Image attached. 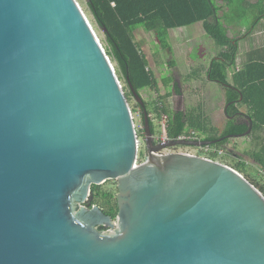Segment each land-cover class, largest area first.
I'll use <instances>...</instances> for the list:
<instances>
[{"label": "water", "instance_id": "obj_1", "mask_svg": "<svg viewBox=\"0 0 264 264\" xmlns=\"http://www.w3.org/2000/svg\"><path fill=\"white\" fill-rule=\"evenodd\" d=\"M131 90L141 165L123 86L77 0H0V264H264L263 195L217 162L158 156L218 141L157 145ZM108 182L116 221L87 206Z\"/></svg>", "mask_w": 264, "mask_h": 264}, {"label": "trees", "instance_id": "obj_2", "mask_svg": "<svg viewBox=\"0 0 264 264\" xmlns=\"http://www.w3.org/2000/svg\"><path fill=\"white\" fill-rule=\"evenodd\" d=\"M81 1L85 2L95 30L104 36V50L110 61L116 65V73L123 85L129 104L134 98L131 86L140 95L142 90H153L157 84L155 75L150 68L151 62L143 45L137 40L136 31L143 29L147 33H153L160 48L169 54V46L165 40L167 37L166 30L202 23L206 34L217 43L220 49L226 51L219 56V59L212 61L208 76L210 81L222 85L226 92L228 122L220 135L204 139L199 136V139L218 141L211 148L228 152L226 146L229 138L246 133L249 128L247 120L250 119L252 122L251 133L262 132L263 137L259 147L249 154L246 153L245 158L253 163L259 176L262 175V179L264 178V59L253 57V54L241 70L233 73V83L229 82L228 73L229 70L235 69L239 39L229 36L228 29L218 16L220 8L216 0ZM225 1L228 6L231 5V0ZM242 2V0L239 1V7ZM263 15L264 11L258 13L253 26ZM143 101L150 117L152 132L155 134L148 103L144 99ZM240 106L247 107L246 114L240 113ZM137 107L141 110L142 119H144L143 108L139 104L132 109V113ZM153 108L158 118H160L161 112L167 114V136L170 139H178L182 135L195 132L186 130L189 121L186 112L169 114L161 98L154 103ZM239 117L246 118V122L239 123L237 121ZM143 125L145 126L144 121ZM192 126L194 128V121ZM142 133L145 134V127L142 129ZM211 159L217 161L218 156L213 155ZM246 163V160L238 158L232 166H225L245 178L264 197V185L259 182L256 176L252 177L247 173ZM93 191L94 200L89 204V207L100 206L106 215L111 216L116 221L118 204L115 193L110 190H103L102 186H93ZM104 230L106 229L102 227L101 231Z\"/></svg>", "mask_w": 264, "mask_h": 264}, {"label": "rangeland", "instance_id": "obj_3", "mask_svg": "<svg viewBox=\"0 0 264 264\" xmlns=\"http://www.w3.org/2000/svg\"><path fill=\"white\" fill-rule=\"evenodd\" d=\"M239 1L240 0H231V5L229 6L230 14L228 17H226V20L229 23L228 25L230 27H232L233 25H239L236 23L234 24V22H242L243 24H241V26L235 28H238L239 30L241 28L250 30L255 24V19L258 13L264 11V3H259L257 6H255L254 10H252L250 8L241 9V7H239ZM77 2L79 5H81L87 16H89V19L92 23V19L90 15H88V10L85 2L81 0H77ZM139 31L145 35V40L147 41L148 45L151 44L150 48L144 50L148 58H150L151 60V58L154 57L157 62H159L160 64L162 63V65L160 66L162 70H159L158 74L160 75L161 73H163V79L165 78L163 83L165 85L164 90L167 92V95L160 96L164 106L170 110L180 109V101L182 99V104L184 105V108L186 110L185 112L189 120L186 130L195 131L194 133H196L200 137H205L204 133L196 127L193 128L192 122L197 118V112H201L202 110H207V114L209 116H211V113H213L211 119L214 118L215 121L211 120L210 122L209 119L210 127L213 126V129L215 131H223L225 122H223V118L222 120L217 118L216 109L221 106L223 102L225 103L226 92L222 85L217 82L210 81L207 77L209 58L213 57L214 55H219L221 49L210 36L204 34L205 32L202 23H197L188 27L166 30L167 37L165 38V40L169 46V54L160 48L158 40L154 34H149L143 29H138L136 31V35ZM97 34L104 48V36L98 32ZM242 34L244 35V33ZM230 35L234 36L232 31L230 32ZM154 41H156L157 43H155ZM253 41L254 40L251 37H248L246 42L242 44L240 43L239 54L242 53L244 48H254V45H252ZM169 62H172L171 67L168 66ZM111 64L116 70V65L112 62ZM169 70L172 71V73H168ZM168 74L169 76L167 77L166 75ZM174 82H178V88H175V91L172 88ZM150 92L152 93V95L151 93H148V89H144L140 92V95L142 99H144L148 103L149 111L151 112V116L153 118L155 133H157L159 130L160 118H158L157 114L154 113L153 108V105L156 102V96L152 91ZM173 95L175 97L173 99L170 98ZM137 104L138 103L136 102L135 98H133V101H131V103L129 104L131 110L135 108ZM225 104L227 105V103ZM226 105L225 108L227 107ZM168 112L171 113V111ZM132 114L138 135H141V145L138 161L139 164H143L148 159L147 149L144 141L145 134L143 135L142 133V129L145 127L143 125L144 119H142V113L138 107ZM250 136L251 135L248 134L244 137L229 138L228 145L226 146L228 152L221 151L222 153L219 154L217 162L222 165L232 166L237 162L238 158H242L247 162V173L252 177L256 176L259 182L264 185V178L262 179V175L259 176V173L253 163L249 161V159L245 158V152L255 151L261 143L260 139H257L255 137L250 138ZM187 151L200 155L198 149L195 148H188ZM102 188L103 190H110L114 192L115 195L118 192L116 182H109L108 184L102 185Z\"/></svg>", "mask_w": 264, "mask_h": 264}, {"label": "crops", "instance_id": "obj_4", "mask_svg": "<svg viewBox=\"0 0 264 264\" xmlns=\"http://www.w3.org/2000/svg\"><path fill=\"white\" fill-rule=\"evenodd\" d=\"M242 1H243L242 5H240V7L242 9L250 8L252 10H254L255 5H258L259 3H261V4L264 3V0H242ZM216 3H217V5L220 8L218 16L222 19V21H223L225 27L228 29V31H230V32L232 31V33L234 35V36H231L230 32H229V36L231 38L235 37V38L239 39V41H238V54H237V57H236L235 69L230 70L229 73H228L229 74L228 75V80H229V82L233 83V81H232L233 73L234 72H238L239 70H241L246 65L248 59H250V56H252L254 54L253 57H257L258 59H264V15L260 18V20L256 23V25L253 26L250 30H246L245 28H241L239 30L238 28L236 29L235 27L241 26V24H243L242 22L241 23L234 22V24L235 23L239 24L237 26L233 25L232 27H230L228 25L229 23L227 22L226 17L229 16L230 9H229V6L227 5V2L225 0H216ZM228 21H229V19H228ZM204 32H205V30H204ZM239 33H241V34H239ZM242 33H244V35ZM149 34H153V33H149ZM204 34H206V32ZM136 36H137V40L143 45L144 49L150 48L151 44L148 45L147 41L145 40V35L144 34H142L139 31ZM248 37H251L254 40L253 44H252V45H254V48H252V49L244 48L242 53L239 54L240 43L242 44V43L246 42ZM154 42L157 43L156 41H154ZM225 52H226L225 50L221 49V52H220L219 55H216V56L214 55L213 57L209 58L208 71H209V68H210V66L212 64V61L216 60V59H219V56L221 54L225 53ZM148 59L150 60V58H148ZM150 62H151V64H150L151 67L150 68L152 69V72L154 73L156 81H157L158 84H156V87L153 90L148 89V93H151L150 91H152L154 93V95L156 96L155 100L157 102L161 95H163V96L167 95V92L164 90L165 85L163 83L165 78L163 79V73H161L160 75L158 74V71L162 70V68L160 67L162 65V63L160 64L159 62H157L154 59V57L151 58ZM170 65H172V62L168 63V66H170ZM208 71H207V77L209 79ZM168 73H172V71L169 70ZM166 76L168 77L169 74L166 75ZM172 88L175 91V88H178V82H174ZM151 95H152V93H151ZM174 97L175 96L173 95L170 98L173 99ZM180 103H181V108L180 109H173V110L171 109L170 110V109L167 108V110L171 111V113L172 112H185L186 110L184 108V105L182 104V99H181ZM225 103H226V98H225ZM225 103L223 102V104L216 109L217 118H219L221 120L223 118V122H225L223 130L227 126V122H228V117L226 115L227 107L225 108V105H226ZM171 105H172V101H171ZM239 111H240L241 114H246L247 113V107L246 106H240L239 107ZM211 116H213V113H211ZM211 116H209L207 114V110H205V111L202 110L201 112H197V118L194 120V127L198 128L200 131H202L204 133L205 137L202 136V139H204L206 137H211V136H214V135H220L223 132L221 130H216L215 131L213 129V126L210 127L209 119H210V122H211V120L215 121L214 118L211 119L212 118ZM246 120L247 119L244 118V117H239L237 121L239 123H242V122L245 123ZM207 127H208V131H207ZM250 135H251L250 138L251 137L252 138L257 137V138H260V140L263 137V133L262 132H256L255 134L250 133ZM245 153L249 154L251 152L247 151Z\"/></svg>", "mask_w": 264, "mask_h": 264}, {"label": "built area", "instance_id": "obj_5", "mask_svg": "<svg viewBox=\"0 0 264 264\" xmlns=\"http://www.w3.org/2000/svg\"><path fill=\"white\" fill-rule=\"evenodd\" d=\"M167 123H168L167 114L161 112L160 121H159V130L154 135L155 143H157V145H165V143H167V141H169V140H188V141L199 140V136L194 132L182 135L178 139H170L167 136ZM137 145H138V153H139L140 145H141L139 135H138ZM187 149L188 148L168 149V150H165L161 153H158V156L164 157V156H168V155H172V154H186V155H190V156L201 157V158H204V159L212 161V162H217V161H213L211 159V157L213 155L219 156V154L222 153L221 151L216 150L214 148L206 147V148L198 149L200 155H202V156H200L196 153H191V152L187 151ZM138 159H139V157H138ZM137 165H141V164H139V161H138Z\"/></svg>", "mask_w": 264, "mask_h": 264}, {"label": "flooded vegetation", "instance_id": "obj_6", "mask_svg": "<svg viewBox=\"0 0 264 264\" xmlns=\"http://www.w3.org/2000/svg\"><path fill=\"white\" fill-rule=\"evenodd\" d=\"M87 206H89V204H87ZM102 228V227H101ZM101 228H100V230H101ZM104 231H108V230H104Z\"/></svg>", "mask_w": 264, "mask_h": 264}]
</instances>
